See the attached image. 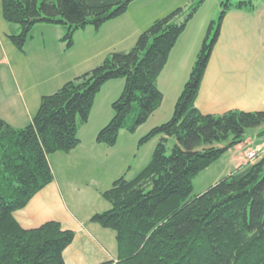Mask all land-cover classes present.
Listing matches in <instances>:
<instances>
[{
  "label": "trees",
  "instance_id": "trees-1",
  "mask_svg": "<svg viewBox=\"0 0 264 264\" xmlns=\"http://www.w3.org/2000/svg\"><path fill=\"white\" fill-rule=\"evenodd\" d=\"M136 0H2L8 37L20 50L37 24L59 26L70 49L77 30H97L127 12ZM264 0H223L212 19L171 118L153 127L143 145L160 136L150 161L133 178L122 176L102 193L110 208L91 220L116 232L119 264H262L264 261V156L192 197L194 179L230 148L264 126V110L205 114L196 98L222 22L232 8L253 11ZM205 0L185 13L179 6L156 19L128 51L110 52L94 68L43 95L24 127L0 118V264H65L75 232L50 220L23 228L14 212L54 179L49 156L80 143L95 98L110 80L124 79L114 114L96 140L114 146L121 130L134 133L159 109L158 79L188 23ZM264 135V130L259 133ZM176 143L168 153L169 138Z\"/></svg>",
  "mask_w": 264,
  "mask_h": 264
},
{
  "label": "crops",
  "instance_id": "crops-1",
  "mask_svg": "<svg viewBox=\"0 0 264 264\" xmlns=\"http://www.w3.org/2000/svg\"><path fill=\"white\" fill-rule=\"evenodd\" d=\"M174 2L176 5L173 6H180L177 1ZM193 20L194 17L173 47L159 76L158 86L163 93V103L144 123L147 129L172 116L190 75L205 37L203 24L196 30L192 26ZM104 25L93 35L102 36ZM116 27L108 26L110 33L107 36L104 34L103 40L119 39L122 32L119 33ZM141 31L137 29L136 35ZM8 32L9 26L4 19L0 0V118L15 127H22L24 122L31 121L43 95L56 92L67 81L94 68L113 52V45L106 46L101 42L97 47L88 49L83 59L69 58L65 50L49 49L50 40H60L63 32L57 25L44 23L33 27L25 50L20 51L9 39ZM130 34L124 36L129 37L128 42L133 44ZM124 48L119 51L127 49ZM124 85V79L110 80L98 94L104 91L102 98L110 100L111 106ZM167 98L170 102L165 108ZM196 106L205 114H223L233 109L247 112L264 110V1L253 11L238 8L227 11L201 82ZM112 110L110 114H93L91 111L89 120L79 127V145L69 152H56L49 156L53 181L38 191L25 207L14 212L16 220L26 229L56 220L64 229L75 232L73 241L63 252L65 264H119L116 232L91 218L95 213L110 208L109 201L102 193L111 188L115 180L122 176L133 178L143 169L133 170L132 163L137 158H132L133 152L141 150L144 145L154 148L161 138L157 136L139 145V138H133L137 131L129 134L127 130H121L114 146L97 142V134L110 121ZM262 130L264 126L213 163H221L220 166L225 168L230 166L226 172L217 171L214 184L249 163L246 150L250 145L262 141L263 136L259 135ZM225 159H228V164L222 162Z\"/></svg>",
  "mask_w": 264,
  "mask_h": 264
},
{
  "label": "rangeland",
  "instance_id": "rangeland-1",
  "mask_svg": "<svg viewBox=\"0 0 264 264\" xmlns=\"http://www.w3.org/2000/svg\"><path fill=\"white\" fill-rule=\"evenodd\" d=\"M174 1H177L180 6H184V8H185V13L179 19V21H180L184 18V15L187 14V9L189 8V6L194 1H198V0H136L133 3H131L127 12L121 16V19H118V18L112 19V20H114V21L110 20V21H112V23H108L107 25H104V27H102V29H101V30H103L101 33V34H103L102 36H100V37L94 36L93 34L97 33L96 32L97 29L94 26L90 25L84 29L77 30L75 32L74 37H73L74 45L70 49H67L66 44L61 40L63 34L60 37L61 41L59 39H56V40L52 39V40H50L48 47H49V49L54 48V49H58V50H60V49L65 50L64 52L67 51L66 53L69 55V58H74V59L75 58L83 59V57H86V52L88 51V49L92 48L93 46L97 47L98 44H101V42H104L106 46L113 45L112 46L113 48H111L113 51H119V49H125L124 47H127V49L124 51H128L129 49H131L134 46V44L136 43V40H137L138 36L140 35V33H142L145 29H147L156 19L168 15L174 9L179 7V6H173V5H176V4H173V3H175ZM221 1H223V0H205V2L203 3V5L199 9V11L194 16L192 26H194L195 29L197 30L200 28V25L203 24V28H204L203 32L206 35L207 30L209 28L210 21L212 19H217L220 15L222 9H223V7L221 5ZM168 5H170V6H168ZM170 7H173V8H170ZM110 21H108V22H110ZM111 25H117L116 30L119 33L122 32V35H119V39L118 38H116V39L107 38L108 40H106V39L103 40L104 34H105V36H107L108 33H110V30L107 28H108V26H111ZM137 27H140V28H137ZM137 29H140V30L142 29V31L138 35H136ZM126 33H129V34L132 33V34H130V37L132 36V40H134V42H132L133 44H130L131 42H128V40L130 41L129 37L124 36V34H126ZM30 37H31V34H30L28 40L30 39ZM93 38H95V39H93ZM125 38H128V39L126 40ZM203 40H204V38H203ZM119 41H120V44H118ZM202 43H203V41H202ZM199 50H200V48H199ZM1 68H2V66L0 67V69ZM121 92H120V94H121ZM103 94H104V91H102L100 94H98L97 97L95 98V102H94V105L92 108V111L94 112L93 114H97L100 112L110 114V109L112 108V105L110 106V100H108L109 101L108 102L102 98ZM120 94H116L115 100L120 96ZM169 102H170L169 98H167L164 102L165 108L167 106H169ZM113 114H114V111L112 110L111 116H113ZM170 118H166L165 121L169 120ZM28 123L29 122H24V124H22V125L26 126ZM24 126H22V127H24ZM152 128L147 129V124L141 125L136 132L137 135L135 134V137H133L134 140H136V138L137 139L139 138V140H140ZM256 131H258V128L249 129L247 131L248 138H251L252 136H254ZM129 134H132V133H129ZM130 136H132V135H130ZM251 141H253V140L251 139ZM261 142L262 141H260V143ZM175 143H176V139L174 137H172V139H170L169 143L167 144L168 153L171 152V149ZM155 148H156V146L153 148V146L150 147V145H144V146H142L141 150H138V149L135 150L132 154V158H133V156H137V158H134L135 161L132 163L133 170L138 171L139 169H142L144 167V165L148 161H150V159L152 158V155L154 153ZM227 161H228V159H227ZM227 161L225 159L222 162H226V164H228ZM220 164L221 163L213 164V166L210 167V169L202 171L201 173H199L197 175V177L194 179V183H193L194 189H193L192 197H195V196L203 193L209 187L214 185V182L216 180V176L218 175L217 171H225L226 172L227 169L230 168L229 165H227V168H225L223 165L220 166ZM131 174L132 173H130L129 175H131Z\"/></svg>",
  "mask_w": 264,
  "mask_h": 264
},
{
  "label": "built area",
  "instance_id": "built-area-1",
  "mask_svg": "<svg viewBox=\"0 0 264 264\" xmlns=\"http://www.w3.org/2000/svg\"><path fill=\"white\" fill-rule=\"evenodd\" d=\"M254 142L251 141V144ZM246 156L249 163L256 162L260 158L264 156V137L262 138L261 143H255L254 145H250L246 150Z\"/></svg>",
  "mask_w": 264,
  "mask_h": 264
},
{
  "label": "water",
  "instance_id": "water-1",
  "mask_svg": "<svg viewBox=\"0 0 264 264\" xmlns=\"http://www.w3.org/2000/svg\"><path fill=\"white\" fill-rule=\"evenodd\" d=\"M262 264H264V261H263V263Z\"/></svg>",
  "mask_w": 264,
  "mask_h": 264
}]
</instances>
